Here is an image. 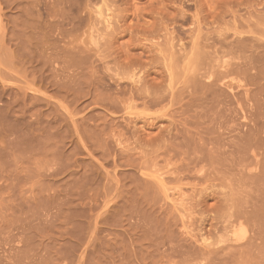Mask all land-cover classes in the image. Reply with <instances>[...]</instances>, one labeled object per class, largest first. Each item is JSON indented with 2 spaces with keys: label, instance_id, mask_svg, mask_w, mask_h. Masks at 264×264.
I'll return each instance as SVG.
<instances>
[{
  "label": "rangeland",
  "instance_id": "374dc122",
  "mask_svg": "<svg viewBox=\"0 0 264 264\" xmlns=\"http://www.w3.org/2000/svg\"><path fill=\"white\" fill-rule=\"evenodd\" d=\"M0 264H264V0H0Z\"/></svg>",
  "mask_w": 264,
  "mask_h": 264
},
{
  "label": "bare ground",
  "instance_id": "6f19581e",
  "mask_svg": "<svg viewBox=\"0 0 264 264\" xmlns=\"http://www.w3.org/2000/svg\"><path fill=\"white\" fill-rule=\"evenodd\" d=\"M114 75H115V74H114ZM111 76H112V75H111ZM131 77H132V76H131ZM116 80H117V79H116ZM118 82H119V81H118ZM239 225H240V224H239ZM239 227H240V226H239ZM234 230H235V229H234ZM236 232H237V231H236ZM244 232H245V231H244ZM240 233H241V232H240ZM232 235H233V234H232ZM242 235H243V234H242ZM234 236H235V237L237 236L236 238L239 240V237H238L239 235H235V234H234ZM240 237H241V236H240ZM233 238H234V237H233ZM227 240H228V239H227ZM221 243H222V242H221ZM238 243H239V242H238ZM209 249H210V248H209ZM215 250H216V249H215ZM189 252H190V251H189ZM194 252H195V251H194ZM210 254H211V253H210ZM200 257H201V256H200ZM206 258H207V257H206ZM205 260H206V259H205Z\"/></svg>",
  "mask_w": 264,
  "mask_h": 264
}]
</instances>
